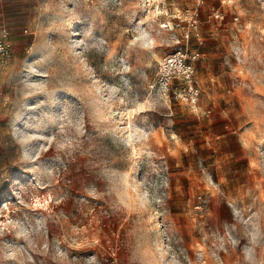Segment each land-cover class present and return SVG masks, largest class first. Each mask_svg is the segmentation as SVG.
I'll list each match as a JSON object with an SVG mask.
<instances>
[{
    "label": "rangeland",
    "instance_id": "374dc122",
    "mask_svg": "<svg viewBox=\"0 0 264 264\" xmlns=\"http://www.w3.org/2000/svg\"><path fill=\"white\" fill-rule=\"evenodd\" d=\"M5 2L0 264H264V0Z\"/></svg>",
    "mask_w": 264,
    "mask_h": 264
},
{
    "label": "built area",
    "instance_id": "2783aa9c",
    "mask_svg": "<svg viewBox=\"0 0 264 264\" xmlns=\"http://www.w3.org/2000/svg\"><path fill=\"white\" fill-rule=\"evenodd\" d=\"M198 30L197 27L195 28ZM199 34L197 33V36ZM189 37V35H187ZM197 51H178L165 56L157 67L156 78L150 89L165 99L172 98L198 110L202 95L201 85L196 77ZM12 57V41L6 29L0 30V61Z\"/></svg>",
    "mask_w": 264,
    "mask_h": 264
},
{
    "label": "crops",
    "instance_id": "0c3cea01",
    "mask_svg": "<svg viewBox=\"0 0 264 264\" xmlns=\"http://www.w3.org/2000/svg\"><path fill=\"white\" fill-rule=\"evenodd\" d=\"M8 3L5 0H0V30L7 26V7Z\"/></svg>",
    "mask_w": 264,
    "mask_h": 264
}]
</instances>
